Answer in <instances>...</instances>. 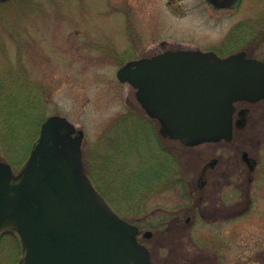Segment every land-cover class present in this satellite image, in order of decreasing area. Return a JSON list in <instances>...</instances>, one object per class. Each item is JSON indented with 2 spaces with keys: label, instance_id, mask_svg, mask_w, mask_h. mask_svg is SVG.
Here are the masks:
<instances>
[{
  "label": "rangeland",
  "instance_id": "1",
  "mask_svg": "<svg viewBox=\"0 0 264 264\" xmlns=\"http://www.w3.org/2000/svg\"><path fill=\"white\" fill-rule=\"evenodd\" d=\"M191 47L264 59V0H0V160L19 171L42 122L65 116L84 131L92 179L141 225L154 264H264V98L238 104L251 112L233 140L185 146L161 136L117 76L135 58ZM199 171L216 220L194 218ZM21 253L15 233L0 234V264Z\"/></svg>",
  "mask_w": 264,
  "mask_h": 264
},
{
  "label": "water",
  "instance_id": "2",
  "mask_svg": "<svg viewBox=\"0 0 264 264\" xmlns=\"http://www.w3.org/2000/svg\"><path fill=\"white\" fill-rule=\"evenodd\" d=\"M209 1L227 7L238 0ZM117 75L137 89L160 132L188 146L231 140L235 102L264 98V61L246 51L222 57L167 50L131 60ZM76 131L67 117L51 115L19 172L0 160V233L18 234L17 264H154L139 226L112 207L87 173L84 131Z\"/></svg>",
  "mask_w": 264,
  "mask_h": 264
},
{
  "label": "flooded vegetation",
  "instance_id": "3",
  "mask_svg": "<svg viewBox=\"0 0 264 264\" xmlns=\"http://www.w3.org/2000/svg\"><path fill=\"white\" fill-rule=\"evenodd\" d=\"M166 50H168V49H165V50H163V51H160V52H157V53H155V54H152V55H148V56H153V55H157V54H160V53H162V52H164V51H166ZM143 57H147V56H143ZM255 57V56H254ZM264 60V59H263ZM250 103V102H247V101H239V102H237V110H236V113H237V118L239 119V117H240V111L243 109V108H245V107H243V105H242V107H240V108H238V104L239 103ZM248 107V106H247ZM251 112V109L250 108H248V113H247V116H248V114ZM236 115V114H235ZM247 121V120H246ZM237 123V122H236ZM234 134H235V132H234ZM165 138H169V137H165ZM234 138V137H233ZM233 140V139H232ZM223 141H226V140H223ZM171 155H173V153L172 152H169ZM249 154V153H248ZM245 155V151L243 152V154H242V157H243V159L246 161V163L249 165V167H250V169H252V170H254V168H255V165H256V159L253 157V156H251L250 154L249 155ZM217 161V158L215 159V160H213L212 162H211V164H210V166L208 167V168H210L211 166H213V165H215V162ZM198 162H199V160H198ZM205 164V163H204ZM203 166V165H202ZM200 167H201V164H200ZM207 168V169H208ZM201 172H202V170H203V168L201 167ZM200 172V171H199ZM201 172H200V174H201ZM208 173V171L206 172V174ZM223 174L226 176L227 175V173L225 172V171H223ZM209 174H207V176H208ZM202 177H203V175L201 174V176H200V180L198 179V181H196V184H194V185H197V189H198V191L200 192V194H199V196L197 197V199H196V201H194V200H192V202L194 201V208L192 209V212H193V214H194V218L195 217H197V215H199V216H201V218L202 219H205V218H208V216H210V217H212L214 220H216L217 219V217H215L214 216V214H212L211 212H209V207L207 206V208H205V207H202V204H203V201H204V197H205V191H206V188H208L209 187V185L207 184V183H205V182H202ZM251 179L252 178H250V181H251ZM197 182H199V185H198V183ZM192 189V196L194 195V191H193V188H191ZM196 205V206H195ZM205 208V209H204ZM191 217H189L188 218V220L190 219ZM139 225V227H140V233L142 232V229H141V225L140 224H138ZM5 232H9V231H5Z\"/></svg>",
  "mask_w": 264,
  "mask_h": 264
},
{
  "label": "trees",
  "instance_id": "4",
  "mask_svg": "<svg viewBox=\"0 0 264 264\" xmlns=\"http://www.w3.org/2000/svg\"><path fill=\"white\" fill-rule=\"evenodd\" d=\"M34 139V138H33ZM33 139H32V141H33ZM31 142V141H30Z\"/></svg>",
  "mask_w": 264,
  "mask_h": 264
}]
</instances>
